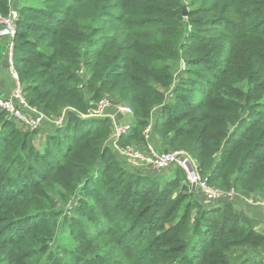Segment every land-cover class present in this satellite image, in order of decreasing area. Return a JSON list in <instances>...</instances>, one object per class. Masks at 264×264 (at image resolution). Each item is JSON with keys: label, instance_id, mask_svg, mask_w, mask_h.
<instances>
[{"label": "trees", "instance_id": "obj_1", "mask_svg": "<svg viewBox=\"0 0 264 264\" xmlns=\"http://www.w3.org/2000/svg\"><path fill=\"white\" fill-rule=\"evenodd\" d=\"M22 2L12 61L25 99L48 119L69 110L40 147L0 111V264H261L256 218L198 200L178 166L162 184L131 171L111 120L79 113L125 102L120 144H144L152 119L157 149L264 200V0Z\"/></svg>", "mask_w": 264, "mask_h": 264}, {"label": "built area", "instance_id": "obj_2", "mask_svg": "<svg viewBox=\"0 0 264 264\" xmlns=\"http://www.w3.org/2000/svg\"><path fill=\"white\" fill-rule=\"evenodd\" d=\"M18 2L19 0H7V12L0 13V40L4 39L5 41L4 59L13 83L9 95H0V111L5 112L6 118L12 120L18 128L23 130L36 131L44 122L50 123L53 127H60L64 124L66 112L69 109L65 108L64 112L56 118H46L38 109L28 104L15 71L12 55L13 37L19 19ZM78 74L86 79V72L83 68L78 70ZM78 86L82 88L83 83ZM131 112L129 104L116 102L109 95H104L97 101H91L86 112L79 113V115L84 118L108 117L111 120V133L108 143L122 164L131 171L146 173L150 170L161 171L178 166L184 171L188 184L200 192L205 203L212 204L234 197L233 189L223 191L210 185L200 174L196 160L185 151L157 149L150 141L152 119L149 120L143 130L146 139L144 144L138 146L120 144V138L130 129V122L128 120L120 121L117 116H129ZM246 202L258 206L264 216L263 199L252 196L248 197ZM257 259L259 263L264 264V247L259 251Z\"/></svg>", "mask_w": 264, "mask_h": 264}, {"label": "rangeland", "instance_id": "obj_3", "mask_svg": "<svg viewBox=\"0 0 264 264\" xmlns=\"http://www.w3.org/2000/svg\"><path fill=\"white\" fill-rule=\"evenodd\" d=\"M23 0H19L18 3H24L22 2ZM26 2H32V0H24ZM185 10V12L187 11L186 7L183 8ZM4 41V40H3ZM4 44H5V41H4ZM3 44V45H4ZM181 63L178 62L177 66L175 69H179L181 67ZM181 69V68H180ZM66 107H62V108H59V110L55 113L54 117L56 118L57 116L61 115L62 112H64V109ZM120 118V117H119ZM123 118V117H122ZM122 118H120L121 120L120 121H123ZM128 118V117H127ZM118 119V118H117ZM45 124V125H44ZM47 126V127H45ZM53 128V126L50 124V128L48 127V124L46 122H44L38 129L37 131H44V130H50ZM37 132V133H38ZM36 133L35 135V140H34V143L37 147H40L42 145V141L44 140V136L45 134H41V135H38ZM118 158V157H117ZM120 164H122V162L120 161V159H118ZM176 168L175 167H170V168H167V169H164V170H161V171H154V170H150L146 173L148 174H151V175H154L156 177H158V180L159 182L162 184L164 183L166 180L172 178L174 176V172H175ZM190 189L193 191V193H195L194 195L198 198V200L200 201H203L202 200V196L200 194V192L198 190H196L195 188L191 187L190 186ZM252 196H255V195H245L243 193H240V192H235V195L234 197L230 200L233 204L234 207H236L237 209L239 210H242V211H246L247 212V209L251 208V207H257L256 205H251V204H248L246 202V199L248 197H252ZM258 208V207H257ZM259 209V208H258ZM69 241L67 239V236H66V233H63V232H60L57 234V236L55 237V242L61 244V245H65V246H70L69 244Z\"/></svg>", "mask_w": 264, "mask_h": 264}, {"label": "crops", "instance_id": "obj_4", "mask_svg": "<svg viewBox=\"0 0 264 264\" xmlns=\"http://www.w3.org/2000/svg\"><path fill=\"white\" fill-rule=\"evenodd\" d=\"M3 40L4 39L0 40V95H9V93L12 89L13 83H12L10 74H9L7 67H6V64H5L4 45H3L4 41ZM111 112H113V110H111ZM119 117L120 118L123 117L122 118L123 121L128 120L127 116L118 115L117 116L118 120H121ZM46 123L48 124V127L50 128V123H48V122H46ZM45 127H47V126H45ZM49 131L48 130L39 131L37 134L38 135L46 134ZM257 207H251V208L247 209V213L259 221L256 228L259 232L264 234V216L261 214L260 209H258Z\"/></svg>", "mask_w": 264, "mask_h": 264}, {"label": "water", "instance_id": "obj_5", "mask_svg": "<svg viewBox=\"0 0 264 264\" xmlns=\"http://www.w3.org/2000/svg\"><path fill=\"white\" fill-rule=\"evenodd\" d=\"M182 15H183V16H186V12H185L184 9L182 10Z\"/></svg>", "mask_w": 264, "mask_h": 264}]
</instances>
